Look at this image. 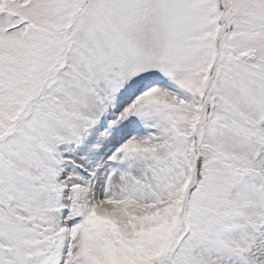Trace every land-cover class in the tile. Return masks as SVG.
I'll return each mask as SVG.
<instances>
[{"label": "snow or ice", "instance_id": "1", "mask_svg": "<svg viewBox=\"0 0 264 264\" xmlns=\"http://www.w3.org/2000/svg\"><path fill=\"white\" fill-rule=\"evenodd\" d=\"M0 264H264V0H0Z\"/></svg>", "mask_w": 264, "mask_h": 264}]
</instances>
